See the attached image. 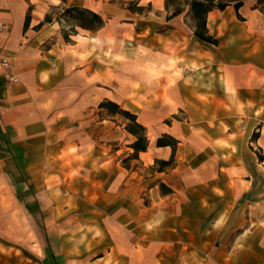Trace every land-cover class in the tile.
<instances>
[{
	"label": "crops",
	"instance_id": "1",
	"mask_svg": "<svg viewBox=\"0 0 264 264\" xmlns=\"http://www.w3.org/2000/svg\"><path fill=\"white\" fill-rule=\"evenodd\" d=\"M60 1L105 23L69 29L57 14L48 18ZM254 3L240 7L241 20L263 13ZM233 13L239 18L234 4L214 8L208 20ZM0 20L9 24L0 57L10 59L9 67L0 62V255L21 264L30 252L32 264H264V53L259 59L248 47L264 41V13L263 38L231 37L214 62L222 85L214 91L236 113L167 123L153 111V135L138 118L148 147L137 155L135 136L101 103L138 115V92L153 110L183 105L188 53L168 51L188 42L182 28L167 23L161 36L138 42L128 67L108 10L89 0H0ZM254 108L255 119L241 115ZM129 134L124 145L119 138ZM164 134L175 137V151L156 143ZM59 220L85 229L56 228Z\"/></svg>",
	"mask_w": 264,
	"mask_h": 264
},
{
	"label": "rangeland",
	"instance_id": "2",
	"mask_svg": "<svg viewBox=\"0 0 264 264\" xmlns=\"http://www.w3.org/2000/svg\"><path fill=\"white\" fill-rule=\"evenodd\" d=\"M230 1L232 3L234 2V0ZM165 2L166 0H163L161 3L157 2L156 0H89V5L96 8L101 6L103 7V10H108L107 21L111 22L109 25V30L113 34L112 38L113 40L115 38V41L119 42L125 50L124 55L120 57L121 62H124V64H122L123 66H128L134 58H137L140 55L139 51H136V45L138 42H143V39H146L150 36L152 37L153 35L161 36L157 35L156 32L164 31L163 29H166L167 23L172 24L174 28L178 26L185 31L183 32L185 33L184 39H188V42H186L184 45L175 44L171 47H168V51L176 57L177 53H180L182 50H185L188 53V56L184 57L183 59L185 60V64L191 66L189 69L190 71L188 69L185 71L187 72L185 78L180 77V80H183L184 78V83L187 85V88L190 89V91H185V94H183V105H173V107L170 108H168V106H164V108H161V110H153L148 104L149 101L153 102V99H148L147 96H144L145 93H141L139 96L137 94L138 92H135L134 94L138 98V101L134 103L140 110L138 118H140L141 121H145L147 124L151 125V133H149L151 135L154 134V129H157V125L156 128H152V122L154 121V118L158 116V114L153 111L161 112L162 117L160 116V118H166L167 123L173 121L177 122L176 120L194 123L198 119L204 118H208L210 121H212L214 117L218 116V111H227L229 114H235L236 111L231 106L232 100L231 105H228L230 103L229 101L227 103L220 102L221 97L216 91H214L216 90L217 84H221V80H217L216 76L217 69L219 67L216 66V63L214 66V62L220 59L218 54L227 47L226 43L228 44L230 42L229 39L231 37H243L244 40L247 38H263L259 34L261 33V29L263 30V27L260 26V23L263 24V19L261 20V16L263 18V13H259L258 11L257 13H253L256 12L253 11L252 15L246 17L244 20L237 18V16L235 17L233 13V19L231 21H229V18H227L229 17L227 14L219 21L215 19L213 20V18H211L210 21L208 20V23H210V29L213 31V33H215L216 36L220 38V43L218 45L207 44V42L196 39L193 34L194 20L191 18L190 4L186 3V0H174V3L169 8H167ZM244 2H247L248 11H251V6H253V3L256 2V0H244ZM176 7H180L183 9V11L178 15L170 17L172 11ZM261 7L264 11V3ZM244 10H246V6ZM54 13L57 14V16L61 19H64L68 25H71L69 29H73L72 25L75 23L90 25L94 28L99 27L96 20L93 22L88 21L89 18H91L90 12L85 11L84 15H80L79 11L74 10L73 5H68L61 1L59 7H53L50 15H48V18H51ZM218 22H220V25H218ZM248 22H252L253 25L249 26ZM174 36L178 35L174 34ZM246 42L248 43V40ZM234 55L235 52H230L229 56L230 58L231 56L232 58H235ZM222 60L223 58L221 56V61ZM175 70L179 71L178 68H175ZM169 83H167L166 87L169 85ZM175 83L176 81L173 79V84ZM166 87H164V91ZM138 88H140L139 85ZM166 93H163V97H166ZM143 101L145 103H143ZM257 110L258 108H254L247 115L244 114L243 110H241V115L255 119V111ZM262 111H264V106ZM111 116L113 118L110 119L115 125H121L125 127L130 124V119L124 114H110V117ZM112 122H110V124H113ZM145 133L148 136V130H146ZM252 136H254V134ZM119 139L122 141V143H124V145H128V141H131L133 137L129 134L128 137L125 135L124 137L121 136ZM174 142L176 145L177 141ZM124 148L126 149V146ZM262 150L264 152V148H262ZM131 162H134L136 166L139 165L136 161L132 160ZM172 163H175V159L172 161ZM159 166L160 164L156 162L153 167L159 168ZM143 170L144 174H147L149 168H145ZM64 221L66 224L65 227L62 226ZM54 223L55 227L60 229H69L74 227L75 224L80 226L81 229H85V227L81 225V221H73L72 225H68V220H59L58 222L55 221ZM46 225L49 228H52L53 226L52 222L47 221ZM47 230L48 229L46 228V236ZM46 236L45 239L48 240ZM33 255L35 254L32 252L29 253V264H32L31 259H33ZM25 260L23 261V264H26ZM18 261L19 260L15 259L14 256L11 257L10 254L5 255L4 253H1L0 255V264H21Z\"/></svg>",
	"mask_w": 264,
	"mask_h": 264
},
{
	"label": "trees",
	"instance_id": "3",
	"mask_svg": "<svg viewBox=\"0 0 264 264\" xmlns=\"http://www.w3.org/2000/svg\"><path fill=\"white\" fill-rule=\"evenodd\" d=\"M166 7L169 8L173 3L174 0H166ZM186 3L190 4L191 8V18L194 20L193 25V33L195 37L203 42H207L210 44L218 45L220 43V39L216 37L214 34L210 33L208 27V14L214 8L224 9L229 4H234L236 8L237 15L239 18L243 19L242 14L240 13L239 9L244 4V0H234L232 3L230 0H186ZM264 0H256L255 6L259 7L262 10V4ZM74 10L79 11L80 15H84L85 11L90 12L91 18H89V22L97 21L98 26L104 24L105 20L96 12L90 11L87 9H83L79 6L73 7ZM183 11L180 7L174 8L172 11L171 16H175L180 14ZM85 27H91L94 29L93 26L81 24ZM101 106L107 107L110 114H124L130 119V124L126 126V129L135 136V140L132 142V147L134 148V154L137 155L139 151L146 150L148 147V137L146 135V127L138 120V115L131 110L124 109L120 107V105L113 101V100H106L101 103ZM172 139V140H171ZM146 140V142H145ZM176 139L171 136L170 134H164L157 139L158 145H170L173 148V151L176 149L175 142ZM260 158L264 159V154L259 155ZM173 159V156H172ZM163 160V164H168L171 160ZM166 186L162 184V188Z\"/></svg>",
	"mask_w": 264,
	"mask_h": 264
},
{
	"label": "built area",
	"instance_id": "4",
	"mask_svg": "<svg viewBox=\"0 0 264 264\" xmlns=\"http://www.w3.org/2000/svg\"><path fill=\"white\" fill-rule=\"evenodd\" d=\"M8 27H9V24L7 22L0 20V32L6 31L8 29ZM0 62L6 67L10 66V59L6 55L0 57ZM11 80L13 82H16V81H18V77L15 75H12Z\"/></svg>",
	"mask_w": 264,
	"mask_h": 264
},
{
	"label": "bare ground",
	"instance_id": "5",
	"mask_svg": "<svg viewBox=\"0 0 264 264\" xmlns=\"http://www.w3.org/2000/svg\"><path fill=\"white\" fill-rule=\"evenodd\" d=\"M248 47L251 48V53L255 55L254 57H260L259 59H262L261 54L264 53V41L253 40L252 45L250 44Z\"/></svg>",
	"mask_w": 264,
	"mask_h": 264
}]
</instances>
